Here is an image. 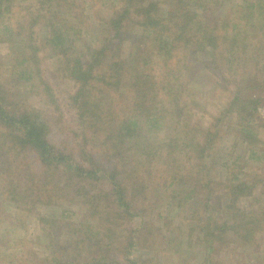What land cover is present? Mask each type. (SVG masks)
<instances>
[{"label": "trees", "instance_id": "1", "mask_svg": "<svg viewBox=\"0 0 264 264\" xmlns=\"http://www.w3.org/2000/svg\"><path fill=\"white\" fill-rule=\"evenodd\" d=\"M7 1L9 0H0V15L1 8ZM119 1L122 6L113 12L107 22V38L100 42L101 45L89 47L87 57L73 56L65 51L70 49L69 45L74 41V32L68 23L57 22L54 17L60 14L57 7H61L62 14H68L71 4H66L67 1L39 0L38 15L26 20H16L13 26L5 24L3 27L10 43L14 46L18 40L22 43L16 44L22 46L18 49L23 54L25 46H30L37 60L39 52L47 49L52 50L53 55L65 58L63 61L66 63L68 74L77 85L75 92L70 94V99L77 110V120L83 130V141L80 144L81 159L71 154L70 149L53 145L48 139V123L37 114L36 107H31L24 100L22 103L17 101L15 105L7 98L8 91L4 85L0 84V192L12 199L17 187L25 189L15 178L19 177V174L29 176L26 173H30V166L25 167L28 169L23 171L19 167L27 162L26 152L33 153L39 167L45 172L41 175V183L46 182L47 176L51 177L53 173H57L56 177L61 174L74 175L75 182L70 185V193L75 199L82 198L89 212L79 227H76L73 238L64 243L56 242L52 246L51 257L57 264H143V260L133 258L135 252L140 249L138 235L144 230V239L147 240V236H151L152 246L151 242L146 243V240L141 243L145 253L156 247V243L163 238L160 226L146 228L147 221L144 220L152 207L158 208V203L162 200L169 210L165 214L159 210L154 217L164 225L177 223L176 238L182 236L181 252L177 254L179 259L186 264L189 260L191 263V259H184V255L187 258L196 255V259L204 255V260L199 264H212L204 261L216 241H222L230 233L235 235L234 241L249 242L255 236L256 229L246 226L253 220L251 218L250 221L245 216L254 217L252 214H258V218L254 219L256 223L258 220L264 221V207L256 206L257 203L260 205L261 201L264 204V195L259 199L258 194L254 193V189L264 180L258 177L249 184L247 179L251 174L242 175V168L239 172L233 170L227 160L221 168L219 178H214L216 173L211 176V162L214 157L212 152L216 148L214 139L219 130L211 129L210 126L202 127L203 122L198 120L200 124L195 123L192 115L188 116L182 126L173 125L172 118L163 115L160 106L166 99H173V94L163 85L166 75H161L160 81L155 83L159 74L151 55L160 52L166 63L177 52L176 49L186 51L191 47L195 48L193 55L201 52L205 57L209 52L213 63H216L215 60L223 62L225 53L232 58L237 52H241L236 49L235 43L242 30L230 25L228 14L219 18L216 24H212L211 20L217 16H207L210 8L203 3L191 6V0H164L168 6L166 13L159 11L158 2ZM246 2L248 1L243 0L244 10L248 12L242 13V16L252 14L257 9H264L260 0H249L248 8ZM216 3L215 0L214 4ZM263 11L260 10L261 13ZM132 17L140 30L128 34L137 41H133L130 59L122 60L117 55L119 47L110 48V43L116 40ZM63 18L65 19L64 15ZM242 19L241 17L240 21H235L239 22L240 28H243ZM51 21L53 23H50ZM40 25L45 29L42 33L38 32ZM170 30H176L175 34H168ZM13 37L18 40H13ZM0 40L4 41L1 37ZM72 47L71 51L74 49L73 44ZM108 51L111 55L106 56ZM222 53L224 54L216 56ZM227 58L224 66L227 67L226 71L232 74L233 70L228 67L233 64ZM137 60L140 61L139 68L133 73ZM30 63L27 57L19 62V70L15 74L18 79H34ZM203 64L206 65L204 62ZM125 77L128 82L126 84L123 80ZM120 87L125 89V93L122 92L124 96L118 91ZM49 92V95L53 96L51 89ZM262 101L242 99L237 93L231 100L229 111L233 114L236 104L240 103L242 107L237 111V115L250 127ZM183 106L181 111L185 109L184 104ZM242 113L245 116H242ZM215 119L219 123L222 116ZM156 129L165 130L168 140L161 144L163 152L160 154L163 156L159 157L163 158V161L159 162V166L154 165V168L166 167V164L172 165L173 171L168 175L169 172L165 168L162 173H167L166 175L158 174L157 179L162 181V186L155 203L145 196V173L140 172L145 171L147 165L143 162L144 152L138 153V149L142 144L139 142L142 131ZM242 132L244 138L253 144H260L259 138L251 134V131L245 129ZM91 140L94 142L91 143ZM87 141L90 142L88 145ZM255 152L252 150V156ZM102 156L104 158L101 160ZM165 158H169V164ZM233 162L239 166L235 160ZM193 169L196 174L192 175ZM148 172L151 173L150 170ZM89 178L95 180L91 181L94 184L91 189L88 185ZM217 186L224 190L217 189ZM103 193L112 200L103 199ZM246 195H253L254 204L248 209L242 208L239 202L240 197L246 198ZM100 197L107 201L105 205L99 202ZM139 200L145 207H142V204L140 206ZM34 202L33 198L26 202L24 200L21 211L34 207ZM40 202L46 203L42 198ZM93 219H96L97 223ZM41 221L46 222L44 218H41ZM57 228L60 229V236L65 232L69 235L71 233L61 225ZM171 239L168 238L169 244H172ZM139 255H142L140 251ZM19 260L20 258L16 264L20 263Z\"/></svg>", "mask_w": 264, "mask_h": 264}, {"label": "rangeland", "instance_id": "2", "mask_svg": "<svg viewBox=\"0 0 264 264\" xmlns=\"http://www.w3.org/2000/svg\"><path fill=\"white\" fill-rule=\"evenodd\" d=\"M63 1H67L66 4H71V9L68 14H62L61 7H57L60 14L54 18L57 22L68 23L74 32L73 37H75L74 41L69 45L70 49L67 48L65 51L73 56L83 55L87 57L89 47L99 46L100 42L107 38V22L113 12L119 6H122V3L119 0ZM147 1L158 2L159 11L166 13L168 6L164 0ZM207 1L211 3H207ZM216 1V4H214L215 0H191L189 2L191 6L197 3L206 4L210 8L207 16H217L214 20L210 18L212 24H216L219 18H224L228 14L230 25L237 26L238 29L242 30L235 43L236 49L240 50V53L237 52L232 58L226 53L225 55H223L224 53L216 55L228 57L227 60L233 64L232 67L228 68L232 69L233 73L226 71L227 67L224 66L225 58L223 62H218L214 59L216 63H213V58L208 51L204 57L201 52L198 55H193V49L195 50V48L192 49L190 47L186 51L176 49L177 52L166 63L163 61V54L155 52L151 55L154 62L153 65L159 74L155 83L160 81L161 75H166L163 85L166 86L168 91L171 90L173 94L171 97L173 99H166L160 106V110L163 111L164 116L168 115L172 118L173 125H184V121H187L188 116L192 115L195 123L200 124V122H203L202 127L210 126L211 129H218L219 131L214 139L216 148L212 152L214 157L212 158L213 162H211L213 165L211 176L216 173L214 178H219L221 168L224 167L227 160L233 170L239 172L240 168H242V175L251 174L250 178L246 175L248 183L251 184L258 177L264 180V11L263 13L260 12V10L264 9H257L252 14L249 13L246 16H242V13L246 14L248 12L244 10L245 3H243V0ZM247 1L246 6L248 8L249 0ZM260 1L264 4V0ZM1 9L0 37L4 41L1 42L0 40V84H3V87L8 91L7 98L9 101L14 102L15 105L17 101L22 103V100H24L31 107H36L37 114L41 115L48 123L49 141L55 146L70 149L71 154H75L81 159L80 144L83 141V130L77 120V110L70 99V94L75 92L77 85L75 80L68 74L66 63L63 61L65 58L61 55H53L52 50L47 49L39 52V59L37 60L30 46H25V55L18 49L22 47L19 46L22 43L19 42L18 38L15 39L13 37V40H18L16 43L19 45L15 43L16 48L12 42L8 41L9 37L3 28L6 26L5 24L13 26L16 20L22 18L26 20L36 14L38 15L40 10L39 0H9ZM241 17L243 18L241 21L243 28H240L239 22H235L240 21ZM50 23L53 22L51 21ZM43 28L40 25L38 32H44L45 29ZM139 30L136 20L132 17L123 28V31L118 34L116 40L111 41L110 48L116 49V47H119L117 55L122 60H128L131 56L134 39L130 38L128 34L137 33ZM175 32L176 30H170L168 34H175ZM177 34L179 36V33ZM135 41H137L136 38ZM72 44L74 49L71 51L73 48ZM195 46L196 44L193 47ZM109 55H111L110 51L106 53V56ZM25 57L30 59L33 70L32 76H34L33 80L18 79L15 75L19 70V62ZM203 62L205 64L208 63L204 65ZM136 63L135 69L132 70L133 73L138 71L140 61L137 60ZM123 80L124 84L128 83L125 81L126 77ZM49 89L52 90L53 96L49 95ZM118 91L121 94L122 92L125 93V89L121 87L118 88ZM237 93L242 99L263 100L250 127L246 125L245 120L242 119L241 121L240 115H237V111L242 107L240 103L236 104L233 114L229 111L231 100ZM122 95L124 96L125 94ZM176 103L177 105H175ZM183 104L185 109L181 111V107L184 108ZM205 112L207 113L205 114ZM203 114H205V117H203ZM219 116H222V119L217 123L215 118ZM242 116H245V114L242 113ZM245 129L256 135L260 144L259 142L253 144L252 141L244 138L242 131ZM167 137V132L163 129L146 130L145 132L142 131V138L140 135L139 140L142 144H140L138 153L144 152L143 162L147 165L146 170L140 172V174L145 173L143 177L146 187L145 196L155 203L159 198L157 195L162 186V181L157 179L158 174L160 176L162 174L166 175L167 173H162L165 168L169 172L168 175L173 171V166L166 164V167L154 168V165L159 166V162L163 161V158L159 156H163L162 153L160 154V152H163L161 144L168 140ZM92 142L94 140H91ZM180 142H182V138ZM89 143L87 141V145ZM252 150L256 151L253 156ZM25 156L26 164L19 167L23 171L28 169L25 167L30 166L31 169H28L30 173H26L29 176L19 174V177L16 176L15 178L25 189L22 190L21 187H17L12 199L9 198V195L5 196L0 192V264H16L18 258H20L19 262L23 264H57V261L51 257L52 246L56 242L64 243L69 238H73L76 234L74 233L76 227H79L80 223L86 218L89 210L82 198L81 200L75 199L70 193V185L75 182L73 180L74 175L61 174L60 177H56L57 173H53L51 177L47 176L46 182L41 183V175L45 174V172L39 167L32 152H26ZM100 158L102 160L104 156ZM234 160L239 166L234 164ZM165 161L169 164V158H165ZM148 170H150L152 176ZM195 171V169L191 170L192 175L196 174L193 173ZM88 180V185L91 189L94 186L91 182L93 178ZM219 188L221 187L217 186V189ZM14 190L12 189V191ZM221 190L224 189L221 188ZM254 190V193L258 194V198L262 199L264 182L259 184ZM101 196L103 199L112 200L104 193ZM252 196L240 197L239 202L242 208H251L250 206L254 204ZM29 198H33L36 205L31 209L25 208L22 212V202L24 200L26 202ZM41 198L46 203L40 202ZM103 199L100 197L98 200L105 205L107 201ZM138 202L141 206V200ZM256 206L264 207V204L261 201V204L257 203ZM256 206L254 205L255 208ZM142 207H145L144 203ZM159 210L164 214L169 210L164 200L158 203V208L153 209L152 207V210L148 212L144 220L147 221L146 228L160 226L159 230L163 238L160 237V242L156 243V247L152 248V250L147 247L151 251L145 253V249L141 246V243L146 240L144 239L145 233L143 232L144 230L141 231L138 235V248L140 249L135 252L133 258L143 260V264H183V261L177 256L181 252L180 241L182 240V236L176 238L177 223L164 225L159 220H156L154 216ZM101 214L103 215L104 213ZM215 214L217 216V213ZM252 215L254 217H251V215L250 217L249 215L245 216L246 219L249 218L248 220L251 221L252 218L254 221L246 226L256 229L255 236L251 241H234L235 235L230 233L227 237H224V241H216L213 244V248H210L207 259L204 262H212V264H264V221L259 222L258 220L256 223L254 219L258 218V214ZM41 218H44L46 222L41 221ZM93 221L97 223L96 219H93ZM59 225L64 229L70 230L72 234L70 233L69 235L63 230L65 234L60 236V229L57 228ZM164 235H167V238ZM147 237L146 243L151 242L152 246L151 236ZM170 237L172 238L170 240L172 244L168 243V238ZM139 251L142 255H139ZM195 256L191 257L190 255L187 258L184 255V259H191V263H189L190 260L185 263L199 264V262L204 260V255L200 259H196ZM59 260L60 258H58V263Z\"/></svg>", "mask_w": 264, "mask_h": 264}]
</instances>
